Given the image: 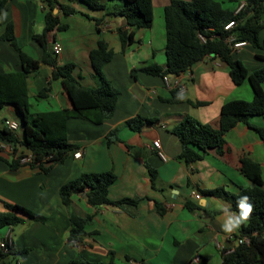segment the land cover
<instances>
[{"label":"crops","instance_id":"obj_1","mask_svg":"<svg viewBox=\"0 0 264 264\" xmlns=\"http://www.w3.org/2000/svg\"><path fill=\"white\" fill-rule=\"evenodd\" d=\"M52 1V13L63 26H55L47 33L50 50L54 41L61 45L55 56L57 63H73V75L79 82L94 87L96 79L89 52L102 40L112 51L102 73L119 94L112 115L101 123L76 117L66 120L67 139L78 146L80 157L75 158L72 150L47 172L27 164L10 169L0 160V211L7 210L6 204L15 203L44 217L40 221L23 214V222L0 229V238L9 231L12 252L27 250L24 256L8 254L4 260L15 264H71L77 260L102 264H185L203 259L202 264H223V248L236 244L237 232L223 230L224 210L236 212L229 200L208 195L205 190L221 187L236 194L240 188L252 186L241 172L242 158L259 164L264 189V143L255 131L238 123L202 159L185 164L177 158L180 142L171 129L187 115L217 126L219 108L224 102L252 99L248 81L234 84L226 66L213 55L204 56L178 75L168 76L171 83L176 82V95L160 76L142 71L131 75L132 68L150 63L165 67L163 7L169 0H152L151 26L133 29V40L124 48L118 31L131 28L123 16L112 14L121 1L108 0L102 10L90 9L78 0ZM59 4L76 12L65 15ZM47 10L48 4L43 0H6L0 13V35L11 23L19 46L40 60L43 51L32 35L43 31ZM259 37L264 40V29ZM243 52L248 55L240 57ZM233 54L245 66V61L250 63L252 68L246 67L249 72L264 66V58L255 55L264 57V50L249 43ZM20 67L17 52L9 41L0 39V73ZM51 70V66L40 63L27 76L32 111L71 107L61 79L51 78ZM47 84L49 91L45 97H36ZM135 115L152 122L138 131L132 130L124 122ZM5 118L20 120V115L11 105H5L0 109V122ZM250 121L264 126V116L251 117ZM114 128H118V140L109 143L106 134ZM16 133L21 136L20 127ZM155 140L164 160L152 144ZM18 152L29 151L20 147ZM0 157L9 159L10 155L0 147ZM146 165L156 172L153 182ZM105 171L115 175L108 187V198H134L136 204L92 206L83 192L75 193L68 206L63 204L59 195L63 183L81 173ZM193 192L200 197L196 199ZM185 200L196 207L188 209ZM71 213L88 218L85 234L77 241L68 238Z\"/></svg>","mask_w":264,"mask_h":264},{"label":"trees","instance_id":"obj_2","mask_svg":"<svg viewBox=\"0 0 264 264\" xmlns=\"http://www.w3.org/2000/svg\"><path fill=\"white\" fill-rule=\"evenodd\" d=\"M6 0H0V13ZM48 4L45 12V26L41 33L33 34L32 38L42 48L40 60L32 58L17 43L13 26L7 23L0 39L9 41L17 52L20 69L0 73V109L11 105L21 116L19 123L21 136L4 126H0V142L9 143L12 147L10 157L3 160L10 169H16L21 164L47 172L52 164L61 162L65 156L78 146L67 139L65 123L68 118L76 117L86 119L92 123H101L112 115L115 101L119 94L103 73V66L111 59L112 51L107 44L99 40L94 49L89 52V59L93 69L96 85L86 87L73 75L74 64L67 62L58 64L56 54L50 50L47 33L58 24V18L52 13L53 1L43 0ZM90 9L102 10L108 0H78ZM121 5L112 14L123 16L131 30L119 29V40L124 48L133 40V29L148 28L151 26L152 0H119ZM240 0H169L163 7V22L165 29V67L156 63L132 68L131 75L142 71L160 76L178 75L180 72L191 68L206 55L217 57L227 68L229 77L236 85L247 80L253 96L251 100L231 99L224 102L218 113L217 126L200 122L190 116H184L172 129L180 142V151L177 158L185 164L202 159L207 152L214 148L222 136L238 123H244L249 129L255 131L264 143V126L256 125L250 121L251 117L264 116V66L248 71L242 61L231 52L224 38L233 33L236 38L246 40L253 48L264 50V40L259 37L260 30L264 29V0H244V5L237 11ZM62 13L67 15L76 11L65 4H59ZM88 17L87 15H85ZM230 20H236V26L230 31L224 25ZM199 35L204 37L202 40ZM257 57L264 58L255 54ZM43 63L52 67L51 78H60L65 93L70 102V108L57 110L32 111L28 100L27 76ZM49 85L44 86L36 97H45ZM172 93L176 95V90ZM174 97V96H173ZM179 99V98H178ZM194 105L202 102H192ZM149 118L135 115L125 120L124 124L130 129L138 131L145 124L151 123ZM118 128L106 134L107 141L118 140ZM22 147L31 153L27 162L21 158L25 153H18ZM147 173L153 182L156 176L154 169L146 165ZM241 172L253 185L240 188L236 194H231L223 188L205 190L208 195L221 197L231 202V208L239 213L238 201L242 196L249 197L253 212L249 220L237 229L235 238L247 236L248 243H236L232 247H224L222 251L223 264H264V189L259 171V164L249 158L241 159ZM115 175L111 171L81 173L78 177L63 183L59 187V195L65 206L72 201V196L83 192L87 202L92 206L112 204L123 206L136 204L137 199L123 197L110 200L107 196L108 187ZM185 206L192 210L196 206L188 200ZM7 210L0 211V229L21 223L25 220L23 214L30 219L44 220L40 214L28 211L19 204H6ZM158 208V206H157ZM159 209V208H158ZM161 211V209H159ZM83 218L74 213L69 216L70 229L68 238L77 241L85 234ZM27 250L19 252H2V264H15L11 260H4L8 254L24 256ZM190 260L185 264H202ZM71 264H102L89 261H72Z\"/></svg>","mask_w":264,"mask_h":264},{"label":"built area","instance_id":"obj_3","mask_svg":"<svg viewBox=\"0 0 264 264\" xmlns=\"http://www.w3.org/2000/svg\"><path fill=\"white\" fill-rule=\"evenodd\" d=\"M243 5H244V1H241L239 3V5L237 6L235 11H237ZM236 23H237L236 20H230L229 22H227L224 25V29L230 31L233 27L236 26ZM199 37L202 40H204V37L202 35H199ZM224 41L228 44L231 52H233V53H236L238 50H240L241 48H243L244 46H246L248 44V42L246 40L236 38V36L233 33H230L229 35H227L224 38ZM51 49H52L54 54H58L61 51L60 43L58 41H54L53 44H52ZM168 76H169V74H166V75H164L162 77L164 85L167 88L171 89V90L172 89H177L178 87L176 86V82L175 83H173V82L171 83V81L169 80ZM180 88L183 89V87H180ZM2 126H4L5 128H7V129H9L11 131H14V132H17L19 127H20L18 121L13 120V119H8V118H5V119L2 120ZM152 144L155 147L157 154L164 160L165 157H164L163 153L160 150V146H159L158 141L155 140V141H153ZM0 147L2 149H4L6 152H8L9 154L12 152V147H11V145L9 143H3L2 142L0 144ZM18 153L19 152H17V154ZM80 155H81V152L78 149L73 152V156L75 158L80 157ZM30 156H31L30 152L24 154L23 157L21 158V161L22 162L29 161ZM193 196L196 199H198L200 197V194L198 192H193ZM248 242H249V238L247 236H241V237H237L236 238V243H248ZM11 246H12L11 236H10L9 231H7L6 234L2 238H0V250L2 252H8L9 249L11 248ZM194 260L196 261L197 257H195Z\"/></svg>","mask_w":264,"mask_h":264},{"label":"clouds","instance_id":"obj_4","mask_svg":"<svg viewBox=\"0 0 264 264\" xmlns=\"http://www.w3.org/2000/svg\"><path fill=\"white\" fill-rule=\"evenodd\" d=\"M6 17V14H5ZM239 213H231L227 209L224 210L226 219L222 225L225 232L231 233L237 230L241 224L247 222L253 212V206L249 203L248 196H242L238 201Z\"/></svg>","mask_w":264,"mask_h":264},{"label":"rangeland","instance_id":"obj_5","mask_svg":"<svg viewBox=\"0 0 264 264\" xmlns=\"http://www.w3.org/2000/svg\"><path fill=\"white\" fill-rule=\"evenodd\" d=\"M249 49V48H248ZM242 55H248L247 53H245V52H243L241 55H239L240 57H242ZM247 61H245V64H246V67L248 68V69H250V68H252V66L250 65V63H246ZM253 62H255V61H253ZM252 70V69H251ZM8 119H12V118H8ZM13 120H16V121H18L19 123H20V120L19 119H13ZM0 126H2V122H0ZM18 131H19V129H18Z\"/></svg>","mask_w":264,"mask_h":264},{"label":"water","instance_id":"obj_6","mask_svg":"<svg viewBox=\"0 0 264 264\" xmlns=\"http://www.w3.org/2000/svg\"><path fill=\"white\" fill-rule=\"evenodd\" d=\"M20 121H21V116H20Z\"/></svg>","mask_w":264,"mask_h":264}]
</instances>
